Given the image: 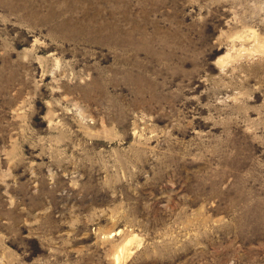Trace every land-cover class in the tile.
Returning <instances> with one entry per match:
<instances>
[{"label": "rangeland", "instance_id": "rangeland-1", "mask_svg": "<svg viewBox=\"0 0 264 264\" xmlns=\"http://www.w3.org/2000/svg\"><path fill=\"white\" fill-rule=\"evenodd\" d=\"M0 264H264V0H0Z\"/></svg>", "mask_w": 264, "mask_h": 264}, {"label": "bare ground", "instance_id": "bare-ground-1", "mask_svg": "<svg viewBox=\"0 0 264 264\" xmlns=\"http://www.w3.org/2000/svg\"><path fill=\"white\" fill-rule=\"evenodd\" d=\"M121 251H122V249H121ZM116 261H119L118 258H116Z\"/></svg>", "mask_w": 264, "mask_h": 264}]
</instances>
